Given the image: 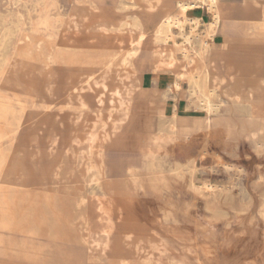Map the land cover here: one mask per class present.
I'll return each instance as SVG.
<instances>
[{
	"label": "rangeland",
	"instance_id": "1",
	"mask_svg": "<svg viewBox=\"0 0 264 264\" xmlns=\"http://www.w3.org/2000/svg\"><path fill=\"white\" fill-rule=\"evenodd\" d=\"M149 1L97 0L99 11L90 12L86 0H51L50 18L58 22L50 40L60 35L61 47L80 58L72 68L59 61L58 72L77 77L85 66L101 68L111 60L81 92L79 120L63 102L43 124L9 137L15 116L36 117L53 100L51 81L43 85L39 70L26 92L0 79V264H264V93L234 91L233 80L225 81L212 98L217 109L203 110L189 78L197 76L202 90L208 86L195 58L211 21L207 7L189 0L197 5L188 18L201 23L194 35L185 24L193 51L187 61L178 52L175 62L163 65L160 55L170 48L156 43L154 33L160 17L176 15L175 0H152L155 9ZM221 3L236 25L242 10L264 12V0ZM7 10L0 0V16ZM130 18L146 33L139 44L129 27L97 31ZM173 35L180 45L178 31ZM224 38L220 27L215 42L207 43L225 78ZM239 39L231 35V45L241 46ZM205 138L219 161L199 153ZM151 163L153 176L147 175Z\"/></svg>",
	"mask_w": 264,
	"mask_h": 264
},
{
	"label": "bare ground",
	"instance_id": "2",
	"mask_svg": "<svg viewBox=\"0 0 264 264\" xmlns=\"http://www.w3.org/2000/svg\"><path fill=\"white\" fill-rule=\"evenodd\" d=\"M149 2L150 4L155 3L152 2V0ZM200 2L206 5L211 21L208 25H206V29L204 31V37L206 38V41H203L199 44V49L195 52V58L197 63L199 62L202 68L204 83L205 85L208 84V86H205V88L202 90L198 77L194 75L190 76L189 81L192 87L191 94L198 92L199 95H202V99L200 100L202 109L208 113H212L217 109V106L212 102V98L215 94V91L222 84H224L225 81L230 83V81L232 82L233 80L231 89L234 91L245 88L252 94L264 93V41L261 38L264 34V12L261 14V16L251 19L248 18V16L244 13L236 14L235 17L237 20H240L236 25L232 17L227 18L228 8L221 3V0H200ZM5 5L8 7V14L6 16H0V79L5 82H10L12 85V90L20 87L22 90L28 92L31 79H37L38 71L40 70V80L43 82V85L46 83V79L51 81L50 87L48 88V93L53 99L50 103L44 101V103L46 102L47 104H41V110L39 111V114L37 113L38 115H36V117H32V114L30 113L24 114L23 112H20L17 118L15 116L14 120L12 119V122H14L9 125L11 126L8 133L9 137H14L17 131L22 127H32L33 124L36 125V123L43 121L44 119H48L52 115V110L55 105L63 102L65 104L64 107H67L68 105L73 106L74 116L76 120H79L82 116V110L84 108V104L81 99V92L84 91L85 88H89L91 84L95 83V81L100 78L99 76L105 74L111 65L109 64L111 60L101 68H92V66H89L90 68H88L85 66L82 69L84 72H81L82 74L77 77L69 75L62 76L58 72V68L56 66L57 63L59 61L61 63L62 61V64L65 68H72L73 66H76L78 63H80V58L78 57L79 55L75 53L77 50L73 52L68 48L61 47L62 38L60 35L55 34V37L50 40V37L52 38V35L55 33L57 28L56 24L58 22V20H52L50 18V12L53 9L51 0H5ZM85 5L86 9L90 12L99 11L97 0H86ZM196 5L197 4L190 3L189 0H175V7L177 11L176 15L166 14L157 20V28L156 32L154 33L156 43L162 42L164 45L166 44L170 48L167 50L164 56L160 55L161 64L170 65L172 62H175V56L178 52L181 55L180 57H182L185 61L189 60V53L193 51V43L191 38L185 35L184 28L185 24H190L191 34L194 35L198 26L201 24L200 21L190 19L187 16L188 11H190ZM155 7L156 3L155 5L151 6V9H155ZM130 19L131 20L124 21L117 26H110L109 24L107 28H105L104 25H99L97 27V31L99 35H104L106 33H114L116 31L124 32V28L129 27L136 31L138 36L135 42L136 44H139L145 39L146 33L139 21H137L135 18ZM75 23L77 24V22ZM69 24V27H72L73 29L74 23L70 21ZM220 27H222V29L225 31L226 37L223 39L222 43L228 44L227 48H225V51L219 57L221 60V66L225 70V78L219 75V70L215 64V54L213 53L212 47L207 43V40L210 42H215V38ZM174 30L178 31V34L182 39L180 45H177L175 42L173 35ZM233 34L240 35L239 40H242L241 46L231 45V35ZM135 42L132 41L129 45H132ZM117 44L119 45V43ZM92 59H94V57ZM114 59L115 58H113V60ZM160 67L162 66L160 65ZM178 88L179 82H175L174 89L177 90ZM56 90L59 92V95ZM4 97L7 99L6 96ZM19 97L20 96H18V98ZM30 98L32 99V97ZM12 107L14 108L15 106ZM19 109H21L20 106ZM4 112L7 114L8 111ZM5 113L1 114L2 118L7 116ZM97 122L100 123L102 127L105 126V123L101 120H98ZM5 123L7 124V121ZM41 123L42 122H40V124ZM62 125L63 123L59 122L58 125L55 126L56 130H60ZM1 134H3V132ZM5 135L6 134L4 133L3 136ZM78 139L79 137L76 135V140ZM208 147L209 139L205 138L200 145L199 153L201 156L206 157L210 155L213 159L219 161L218 155L215 153L210 154ZM152 167H154V169H148L147 175L149 176L156 175L157 173L155 165L151 163L149 168ZM76 173L79 174L78 172ZM99 211L102 214H106L107 212V210L101 206H99ZM142 245H144V243Z\"/></svg>",
	"mask_w": 264,
	"mask_h": 264
},
{
	"label": "crops",
	"instance_id": "3",
	"mask_svg": "<svg viewBox=\"0 0 264 264\" xmlns=\"http://www.w3.org/2000/svg\"><path fill=\"white\" fill-rule=\"evenodd\" d=\"M240 13H244V14H246V15L248 16V18H250V19H251V18L259 17V16H256V15L250 13V12L247 11V10H242Z\"/></svg>",
	"mask_w": 264,
	"mask_h": 264
}]
</instances>
